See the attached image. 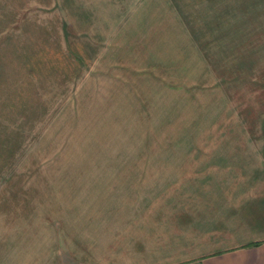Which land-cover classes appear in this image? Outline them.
I'll return each mask as SVG.
<instances>
[{
    "label": "rangeland",
    "instance_id": "rangeland-1",
    "mask_svg": "<svg viewBox=\"0 0 264 264\" xmlns=\"http://www.w3.org/2000/svg\"><path fill=\"white\" fill-rule=\"evenodd\" d=\"M200 1L0 0V215H57L89 264L119 215L264 224V0Z\"/></svg>",
    "mask_w": 264,
    "mask_h": 264
},
{
    "label": "crops",
    "instance_id": "crops-1",
    "mask_svg": "<svg viewBox=\"0 0 264 264\" xmlns=\"http://www.w3.org/2000/svg\"><path fill=\"white\" fill-rule=\"evenodd\" d=\"M262 205L264 195L257 196L255 215L263 213ZM222 210L219 215H119L112 227L113 261L108 262L264 264V224L236 221L241 215ZM70 230L59 229L57 215H0V264H89L88 238L75 255L77 243ZM103 231L107 233L100 226L99 233Z\"/></svg>",
    "mask_w": 264,
    "mask_h": 264
},
{
    "label": "trees",
    "instance_id": "trees-1",
    "mask_svg": "<svg viewBox=\"0 0 264 264\" xmlns=\"http://www.w3.org/2000/svg\"><path fill=\"white\" fill-rule=\"evenodd\" d=\"M175 1H177V0H175ZM203 1H204V0L200 1V3L203 4V3H204ZM247 1L251 2V1H253V0H247ZM205 2H206V3H204V4H209L210 7H214V6H215L212 0H207V1H205ZM216 2H217V1H216ZM219 3H220V2H219ZM219 3H215V4H219ZM248 6H250V3H248ZM234 8H238V7L235 6ZM233 10H234V9H233ZM216 17H217V16H216ZM219 20H220V18H218L217 20H213V21H212V23H214L213 25H214L215 27H218V25H220ZM208 25H209V27H211V23H210V24L208 23ZM0 129H1L2 131H4V129H6V128L3 127V126H0Z\"/></svg>",
    "mask_w": 264,
    "mask_h": 264
}]
</instances>
